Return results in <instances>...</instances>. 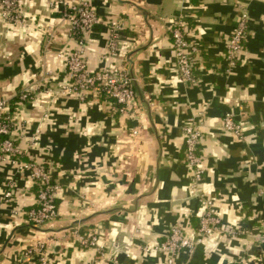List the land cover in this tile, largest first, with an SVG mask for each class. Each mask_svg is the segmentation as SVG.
<instances>
[{
  "label": "crops",
  "instance_id": "obj_1",
  "mask_svg": "<svg viewBox=\"0 0 264 264\" xmlns=\"http://www.w3.org/2000/svg\"><path fill=\"white\" fill-rule=\"evenodd\" d=\"M86 1L100 18L86 37L88 66L123 64L137 112L58 93L77 43L62 4L19 0L21 24L4 18L0 5V97L14 114L12 137L21 159L56 168L60 185L57 216L33 225L15 211L35 205L34 181L16 175L12 201L4 202L13 169L0 163V264H166L157 244L172 225L195 236L207 196L218 230L174 264H264V0ZM241 10L249 15L247 38L227 72L225 41ZM111 18L121 24L117 54L107 57ZM177 18L203 48L194 83L176 68L170 28ZM226 112L241 121L242 136L222 127ZM191 116L202 122L204 171L195 185L182 130ZM76 232L97 234L98 245H80Z\"/></svg>",
  "mask_w": 264,
  "mask_h": 264
},
{
  "label": "built area",
  "instance_id": "obj_2",
  "mask_svg": "<svg viewBox=\"0 0 264 264\" xmlns=\"http://www.w3.org/2000/svg\"><path fill=\"white\" fill-rule=\"evenodd\" d=\"M62 4L63 13L70 21L71 29L75 33L77 43L72 47L66 57L67 80L58 90V93H73L79 100L91 94L93 97H102L110 102V109L121 114L137 112L133 78L128 69L121 64L119 67L106 66L90 69L86 59V37L92 32L93 26L100 22L95 8L86 0H79L68 4L67 0H49V4ZM4 18L15 24L22 23V14L19 0H0ZM249 15L246 10H241L236 24L226 37L224 60L225 70H232L240 61L243 45L247 38ZM120 21L116 18L108 20L110 37L108 40L107 57L117 54ZM190 25L183 18L173 20L170 28L172 49L175 56L176 68L183 82L194 83L198 79V67L202 46L189 38ZM29 91L20 94L21 99L29 97ZM10 103L7 98L0 97V163H8L13 169L3 194L4 202L12 201V194L16 187V175L20 174L32 179L36 185L35 205L25 212L31 224L39 226L52 221L58 213L56 197L60 185L54 179L56 168L45 165L37 160L25 161L21 159L22 150L12 137L14 121L10 115ZM202 122L200 118L190 117L183 122L185 163L192 175V185L202 179V155L200 154V141L202 137ZM222 127L238 136H242L243 126L241 121L235 120L231 112H226L222 117ZM199 227L192 236L179 225H172L164 235V239L157 244L156 249L166 255V264H174L177 255L182 252H192L198 240L209 236L218 230L219 218L210 197L200 198ZM76 241L84 247L98 245L97 234L75 233ZM30 251H28L29 253ZM45 263V258H41ZM10 264H24L22 259Z\"/></svg>",
  "mask_w": 264,
  "mask_h": 264
}]
</instances>
